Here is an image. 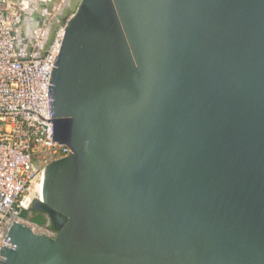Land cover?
Returning <instances> with one entry per match:
<instances>
[{"label":"water","instance_id":"water-1","mask_svg":"<svg viewBox=\"0 0 264 264\" xmlns=\"http://www.w3.org/2000/svg\"><path fill=\"white\" fill-rule=\"evenodd\" d=\"M69 4L47 91L71 152L33 203L57 233L13 221L0 264H264V0Z\"/></svg>","mask_w":264,"mask_h":264},{"label":"built area","instance_id":"built-area-1","mask_svg":"<svg viewBox=\"0 0 264 264\" xmlns=\"http://www.w3.org/2000/svg\"><path fill=\"white\" fill-rule=\"evenodd\" d=\"M22 15L17 1L0 0V248L13 246L4 241L12 222H30L23 212L42 201L35 186L46 164L71 152L67 144L51 140L48 121L47 83L64 26L43 56L21 58ZM35 225L38 233H57L49 223Z\"/></svg>","mask_w":264,"mask_h":264},{"label":"bare ground","instance_id":"bare-ground-1","mask_svg":"<svg viewBox=\"0 0 264 264\" xmlns=\"http://www.w3.org/2000/svg\"><path fill=\"white\" fill-rule=\"evenodd\" d=\"M17 1L21 8L24 9V21H22V26L18 29V35L20 40L22 37L26 39V42L33 45V49H39L40 46L45 49V47L50 46V43L54 41L57 37L58 33L61 32V27L64 25L54 26L52 18L56 16V13L59 11L61 14L58 15L59 19H63L64 15L68 10H71L72 5H65V0H57V6L54 11L50 10V4L52 0H15ZM48 17V19L42 24L44 18ZM47 27V29H46ZM64 29V27H63ZM38 44V46H37ZM46 49V50H47ZM43 172L39 174L36 181V190L42 199V186H43ZM21 220L14 221L20 224H24L20 222ZM29 228L35 232L38 231L39 227H37L33 223H25Z\"/></svg>","mask_w":264,"mask_h":264},{"label":"rangeland","instance_id":"rangeland-1","mask_svg":"<svg viewBox=\"0 0 264 264\" xmlns=\"http://www.w3.org/2000/svg\"><path fill=\"white\" fill-rule=\"evenodd\" d=\"M16 8H17V7H16ZM69 11H70V10H68V11L66 12V14L64 15L63 18L66 17V15L69 13ZM29 209H30V210H32V209H36V210H37V212L33 214V217H32V218H30V217L28 216V215H29V212H28V211H24V212H23V214H24V213L27 214V217L25 216V218H26L27 220H29L31 223H34V224H37V225H44V224L48 223L46 213H44V212L41 211V210H38V206H37V205H35L34 207H33V205H32V207L29 208Z\"/></svg>","mask_w":264,"mask_h":264},{"label":"trees","instance_id":"trees-1","mask_svg":"<svg viewBox=\"0 0 264 264\" xmlns=\"http://www.w3.org/2000/svg\"><path fill=\"white\" fill-rule=\"evenodd\" d=\"M28 212H29V215H28V216H29L30 218H32V217H33V214L36 213L37 210H36V209H32V210L29 209ZM23 216H26V217H27V214L24 213ZM51 226H52V225H51Z\"/></svg>","mask_w":264,"mask_h":264}]
</instances>
